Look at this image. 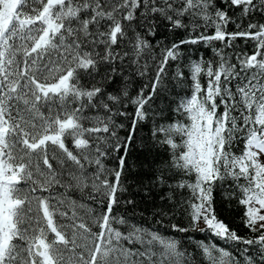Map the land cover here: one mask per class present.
<instances>
[{
  "label": "snow or ice",
  "instance_id": "1",
  "mask_svg": "<svg viewBox=\"0 0 264 264\" xmlns=\"http://www.w3.org/2000/svg\"><path fill=\"white\" fill-rule=\"evenodd\" d=\"M0 264H264V0H0Z\"/></svg>",
  "mask_w": 264,
  "mask_h": 264
},
{
  "label": "trees",
  "instance_id": "2",
  "mask_svg": "<svg viewBox=\"0 0 264 264\" xmlns=\"http://www.w3.org/2000/svg\"><path fill=\"white\" fill-rule=\"evenodd\" d=\"M226 218L229 220L230 223H232L234 226L238 225L239 221L237 219H234L232 216H227Z\"/></svg>",
  "mask_w": 264,
  "mask_h": 264
}]
</instances>
